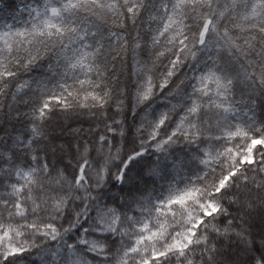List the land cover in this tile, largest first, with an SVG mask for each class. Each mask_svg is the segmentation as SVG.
I'll use <instances>...</instances> for the list:
<instances>
[{"label": "snow or ice", "instance_id": "6c2138e0", "mask_svg": "<svg viewBox=\"0 0 264 264\" xmlns=\"http://www.w3.org/2000/svg\"><path fill=\"white\" fill-rule=\"evenodd\" d=\"M0 264H264V0H0Z\"/></svg>", "mask_w": 264, "mask_h": 264}, {"label": "trees", "instance_id": "16d2710c", "mask_svg": "<svg viewBox=\"0 0 264 264\" xmlns=\"http://www.w3.org/2000/svg\"><path fill=\"white\" fill-rule=\"evenodd\" d=\"M73 126H76V122H73ZM84 126L86 127L87 125L85 124Z\"/></svg>", "mask_w": 264, "mask_h": 264}]
</instances>
